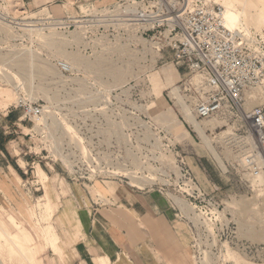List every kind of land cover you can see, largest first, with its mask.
Returning a JSON list of instances; mask_svg holds the SVG:
<instances>
[{
  "label": "rangeland",
  "instance_id": "obj_1",
  "mask_svg": "<svg viewBox=\"0 0 264 264\" xmlns=\"http://www.w3.org/2000/svg\"><path fill=\"white\" fill-rule=\"evenodd\" d=\"M47 1L61 16L112 0ZM216 1L237 13L235 28L264 26V0ZM38 11L23 0H0V108H15L22 97L43 104L45 113L42 124L22 120L23 133L9 143L18 174L2 173L8 198L0 203V264H65L57 238L52 245L45 232L55 199L76 179L75 170L85 174L105 163H119L125 181H142L147 189L155 179L166 183L168 198L192 202L186 212L169 198L191 228L194 264H264V177L255 179L242 166L251 146L238 147L235 118L223 111L201 121L219 163L173 98L181 70L178 75L169 49L161 55L133 31L86 49L79 31L32 23ZM59 59L73 64L70 73L60 71ZM163 70L167 80L159 78ZM257 95L264 104V88ZM118 96L120 119L107 116ZM181 158L205 197L178 188Z\"/></svg>",
  "mask_w": 264,
  "mask_h": 264
},
{
  "label": "built area",
  "instance_id": "obj_2",
  "mask_svg": "<svg viewBox=\"0 0 264 264\" xmlns=\"http://www.w3.org/2000/svg\"><path fill=\"white\" fill-rule=\"evenodd\" d=\"M38 12L43 13L32 23L41 29L79 31L85 41L82 47L86 49L94 48L93 43L97 40L122 39L132 31L148 39L161 55L169 49L173 64L181 70L173 93L180 110L185 107L199 121L217 112L230 113L238 125V133H235L239 139L238 147L247 143L251 146L242 157L243 168L255 179L264 177V104L257 101V94L264 88V26L258 31L228 28L224 6L216 0H112L86 11L79 9L77 15L54 16L48 11ZM32 26L35 25L26 27L35 29ZM56 63L63 73L73 69L64 60H56ZM116 102V109L112 107L113 112L107 116L120 119V96L116 97ZM15 107L21 109L22 120L37 124L45 121L41 103L20 97ZM180 160L178 188L190 197H205L189 166L182 158ZM118 164L91 166L88 173L80 175L75 170L74 180L114 179L137 189H146L142 181L137 184L125 181ZM72 165L79 167L76 162ZM152 180L151 187L165 194L163 186L166 183ZM188 190L193 194L196 192V197Z\"/></svg>",
  "mask_w": 264,
  "mask_h": 264
},
{
  "label": "crops",
  "instance_id": "obj_3",
  "mask_svg": "<svg viewBox=\"0 0 264 264\" xmlns=\"http://www.w3.org/2000/svg\"><path fill=\"white\" fill-rule=\"evenodd\" d=\"M23 3L59 16L47 0ZM159 78L167 80V72ZM21 117L16 107L0 108V203L8 198L2 173L18 174L9 143L23 133ZM67 185V192L55 199L54 225L49 223L54 239L46 235L52 245L57 238L55 247L65 254V264H194L191 228L157 189H137L114 179Z\"/></svg>",
  "mask_w": 264,
  "mask_h": 264
},
{
  "label": "bare ground",
  "instance_id": "obj_4",
  "mask_svg": "<svg viewBox=\"0 0 264 264\" xmlns=\"http://www.w3.org/2000/svg\"><path fill=\"white\" fill-rule=\"evenodd\" d=\"M226 10V11H225ZM224 20H225V25L232 29V30H243V29H238V28H235L237 27V24L239 23L240 24V19L237 15V13L235 11H233L231 8L227 7V9H225L224 7ZM143 39V38H142ZM71 68H73V64L71 62H67ZM176 91V87L173 86L171 88V93H175ZM182 112L184 114V116L186 117L187 121L190 123V125L195 129V131L199 134V136L201 137V139L203 140V142L208 146L209 150L212 152V154H214V157H216L219 161V163L221 162L220 161V158H219V155H217V152L214 150L213 146L211 145L210 143V139L209 137L207 136L206 132H205V126L203 125V123L197 119L194 118V116L191 114V112L189 110H187L185 107H182ZM185 119V120H186ZM204 126V127H203ZM181 127V126H180ZM179 127V128H180ZM213 156V155H212ZM215 158V159H216ZM222 165V163H221ZM43 173V172H42ZM44 174V173H43ZM169 197H171L175 202L176 204H178V206L180 207V209L183 211H190L191 210V207L189 204V202L186 201V199H183L181 197H177V195H173V194H170L169 193ZM193 208V207H192ZM9 215V214H8ZM17 225V224H16ZM21 227V226H20ZM19 227V228H20ZM46 235L48 237H50L51 239H54V234H53V231L51 229V226L50 224H48V226L46 227ZM22 229V228H21ZM11 235V234H10ZM17 235V234H16ZM27 236V235H26ZM16 237H19L16 236ZM25 237V236H24ZM1 239V238H0ZM4 239V238H3ZM17 239V238H16ZM13 240V239H12ZM11 242V241H10ZM20 242V241H19ZM26 242V241H25ZM17 246V245H16ZM20 248H18L19 250ZM27 257V256H26ZM31 259V258H30ZM28 260V258H27ZM3 262V261H2ZM1 262V264H2Z\"/></svg>",
  "mask_w": 264,
  "mask_h": 264
}]
</instances>
